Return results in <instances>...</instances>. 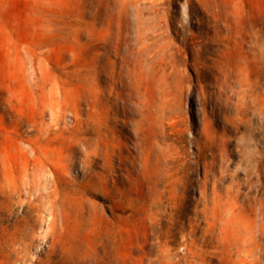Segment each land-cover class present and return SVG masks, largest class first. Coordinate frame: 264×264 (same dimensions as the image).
Listing matches in <instances>:
<instances>
[{"label": "rangeland", "instance_id": "374dc122", "mask_svg": "<svg viewBox=\"0 0 264 264\" xmlns=\"http://www.w3.org/2000/svg\"><path fill=\"white\" fill-rule=\"evenodd\" d=\"M0 264H264V0H0Z\"/></svg>", "mask_w": 264, "mask_h": 264}]
</instances>
